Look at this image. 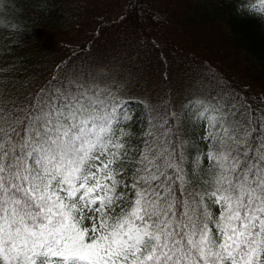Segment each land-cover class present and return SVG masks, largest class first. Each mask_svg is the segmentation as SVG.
<instances>
[{
  "label": "snow or ice",
  "instance_id": "obj_1",
  "mask_svg": "<svg viewBox=\"0 0 264 264\" xmlns=\"http://www.w3.org/2000/svg\"><path fill=\"white\" fill-rule=\"evenodd\" d=\"M117 95L0 98V264H264V94L197 77L136 116Z\"/></svg>",
  "mask_w": 264,
  "mask_h": 264
},
{
  "label": "trees",
  "instance_id": "obj_2",
  "mask_svg": "<svg viewBox=\"0 0 264 264\" xmlns=\"http://www.w3.org/2000/svg\"><path fill=\"white\" fill-rule=\"evenodd\" d=\"M248 3L0 0V98L22 104L50 77L115 84L133 116L179 104L197 77L264 94V17Z\"/></svg>",
  "mask_w": 264,
  "mask_h": 264
},
{
  "label": "clouds",
  "instance_id": "obj_3",
  "mask_svg": "<svg viewBox=\"0 0 264 264\" xmlns=\"http://www.w3.org/2000/svg\"><path fill=\"white\" fill-rule=\"evenodd\" d=\"M65 150L66 151H71L70 147H68V146H65Z\"/></svg>",
  "mask_w": 264,
  "mask_h": 264
}]
</instances>
